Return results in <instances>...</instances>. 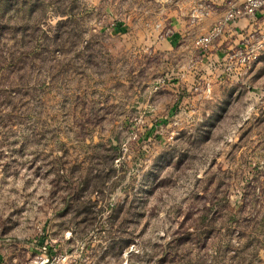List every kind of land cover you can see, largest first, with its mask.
I'll return each instance as SVG.
<instances>
[{
  "label": "rangeland",
  "instance_id": "rangeland-1",
  "mask_svg": "<svg viewBox=\"0 0 264 264\" xmlns=\"http://www.w3.org/2000/svg\"><path fill=\"white\" fill-rule=\"evenodd\" d=\"M187 8L0 0V264H264V50L220 83Z\"/></svg>",
  "mask_w": 264,
  "mask_h": 264
},
{
  "label": "built area",
  "instance_id": "built-area-1",
  "mask_svg": "<svg viewBox=\"0 0 264 264\" xmlns=\"http://www.w3.org/2000/svg\"><path fill=\"white\" fill-rule=\"evenodd\" d=\"M218 0H197L190 4L185 12L188 25L193 27L191 35L193 46L203 51L204 58L208 57V47L221 40L227 31L234 37L226 48L219 44L216 62L212 60L213 69L218 68L219 82H224L226 76L238 80L248 74L253 64L264 50V0H232L225 3L221 17L204 33L200 28L202 23L215 11ZM246 19L247 24L240 26L238 21ZM161 23L156 26L160 27ZM165 36H173L169 28L161 29ZM203 60V59H202ZM214 61V62H213ZM208 62V61H207ZM216 63V65H215ZM205 91L211 92V85L206 83Z\"/></svg>",
  "mask_w": 264,
  "mask_h": 264
},
{
  "label": "crops",
  "instance_id": "crops-1",
  "mask_svg": "<svg viewBox=\"0 0 264 264\" xmlns=\"http://www.w3.org/2000/svg\"><path fill=\"white\" fill-rule=\"evenodd\" d=\"M223 0H218L217 1V4H222ZM194 2V0H188V5L190 6V4ZM226 3V2H225ZM225 3L222 4V6L225 5ZM218 7L215 8V11L213 12V14L207 18L201 25V32L204 33L213 23H215L222 15V10L219 9L220 5H217ZM188 9V8H187ZM186 12V11H185ZM185 12H182L181 14H185ZM182 24H183V27H185V32H186V35L184 37V39L188 40V41H191V47L194 49V46H193V37L191 35V32L193 31V27L190 26V25H187V23H184V21H180ZM238 24L240 26H245L247 24V20L246 19H240L238 21ZM172 37L173 40H177L178 38H180L179 34L178 33H175L173 36H170ZM235 36L232 35V33H230L229 31H227L225 33V35L222 37L221 40H218V42L216 44L212 43L209 47H208V57H207V69L209 71H211L213 69L212 67V60H216V57L218 56V46L219 44H224L225 46L226 45H229L231 42H233V39H234ZM224 46V47H225Z\"/></svg>",
  "mask_w": 264,
  "mask_h": 264
}]
</instances>
